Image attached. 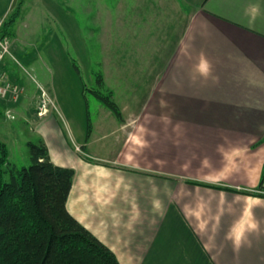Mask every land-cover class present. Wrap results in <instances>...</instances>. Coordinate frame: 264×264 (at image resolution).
<instances>
[{
  "label": "crops",
  "instance_id": "obj_1",
  "mask_svg": "<svg viewBox=\"0 0 264 264\" xmlns=\"http://www.w3.org/2000/svg\"><path fill=\"white\" fill-rule=\"evenodd\" d=\"M16 2L0 0V16ZM177 2L178 35L147 33L163 65L139 114L105 112L115 118L71 143L39 134L51 161L74 169L68 212L120 264H264V0Z\"/></svg>",
  "mask_w": 264,
  "mask_h": 264
},
{
  "label": "rangeland",
  "instance_id": "obj_2",
  "mask_svg": "<svg viewBox=\"0 0 264 264\" xmlns=\"http://www.w3.org/2000/svg\"><path fill=\"white\" fill-rule=\"evenodd\" d=\"M120 17L124 28L120 25L123 32L118 34ZM180 19L177 0H24L9 28L13 43L9 38L10 55L2 66L6 73L21 75L26 87L19 84L23 90L15 102L0 98V140L8 149L10 165L30 164L26 143L40 137L39 129H59L71 143L86 137L96 120L108 123L115 118L105 115L110 110L95 93L109 94L120 117L139 114L154 80L148 73L155 74L163 65L154 60L157 55L149 54L162 47L153 33L171 26V34L163 32L174 39ZM34 100L37 103L31 104ZM42 110L45 113L39 115ZM94 135L92 131L90 140ZM100 145L90 143L87 150L104 154ZM75 150L82 153L81 146Z\"/></svg>",
  "mask_w": 264,
  "mask_h": 264
},
{
  "label": "trees",
  "instance_id": "obj_3",
  "mask_svg": "<svg viewBox=\"0 0 264 264\" xmlns=\"http://www.w3.org/2000/svg\"><path fill=\"white\" fill-rule=\"evenodd\" d=\"M23 2L17 0L3 24L2 32L9 38V28L19 17ZM97 81L102 83L101 74ZM95 94L120 118L109 94ZM26 144L30 164L18 168L10 165L8 149L0 140V264H120L66 208L74 169L54 164L41 137ZM263 177L264 169L259 187Z\"/></svg>",
  "mask_w": 264,
  "mask_h": 264
},
{
  "label": "built area",
  "instance_id": "obj_4",
  "mask_svg": "<svg viewBox=\"0 0 264 264\" xmlns=\"http://www.w3.org/2000/svg\"><path fill=\"white\" fill-rule=\"evenodd\" d=\"M4 22L5 17L0 16V98L15 102L19 98L23 88L18 83L11 82L6 72L2 69V62L5 56L10 55V39L2 32ZM45 111L42 110L38 114L42 115Z\"/></svg>",
  "mask_w": 264,
  "mask_h": 264
}]
</instances>
